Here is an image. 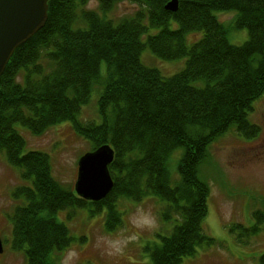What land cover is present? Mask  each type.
Masks as SVG:
<instances>
[{"label":"trees","instance_id":"trees-1","mask_svg":"<svg viewBox=\"0 0 264 264\" xmlns=\"http://www.w3.org/2000/svg\"><path fill=\"white\" fill-rule=\"evenodd\" d=\"M90 1L51 0L45 26L16 49L0 77V151L25 183L13 192L12 249L25 253L26 264H54L52 254L72 242L58 213L103 206L115 228L119 199L155 197L167 203L161 221L174 226L149 248L151 264H183L214 244L203 229L210 187L200 178L210 146L231 128L247 139L260 134L248 118L264 95V0H179L176 13L165 9L170 0H98V12L86 9ZM123 2L138 10L107 19ZM230 11L238 13L236 29L248 31L239 47L214 15ZM198 33L188 46L187 36ZM145 49L164 61L186 59V67L164 77L142 64ZM94 86L102 88L101 122L82 126L77 119ZM62 122L92 151L114 150V188L103 201H84L61 186L47 154L24 153L17 126L42 136ZM178 151L174 180L168 166Z\"/></svg>","mask_w":264,"mask_h":264},{"label":"rangeland","instance_id":"rangeland-1","mask_svg":"<svg viewBox=\"0 0 264 264\" xmlns=\"http://www.w3.org/2000/svg\"><path fill=\"white\" fill-rule=\"evenodd\" d=\"M86 9L98 12V0H91ZM137 10V5L123 2L106 18L116 23L131 17ZM214 15L226 28L231 45L239 47L248 41V31L236 29V11L214 12ZM201 37L199 33L187 36L188 46ZM141 62L159 70L167 78L186 67V59L164 61L149 49L143 51ZM195 85L203 86L204 82ZM101 93L100 86L93 87L87 105L82 107L78 116L80 125L101 122L98 105ZM248 119L260 128V134L247 139L236 128H231L210 146L209 161L200 167V178L210 187L208 215L203 229L214 244L203 245L183 264H264V260L261 261L264 257V95L253 103ZM17 130L26 142L24 153L38 151L47 154L55 180L74 192L78 161L92 151V143L82 138L71 122L57 124L42 136H34L21 126H17ZM180 154L181 151L176 152L168 166L174 180L179 176ZM23 185L19 170L11 167L6 155L0 151V238L4 244L0 264L27 263L24 252L12 249L11 219L17 206L13 192ZM166 205L155 197L140 202L121 198L116 203V210L122 221L119 226L115 224V228H111L113 218H109L103 206L88 205L86 209L62 211L57 217L68 227L72 242L67 249L54 252L52 262L63 264L65 255L75 250L77 255L69 264H151L149 248L160 243L159 236H169L174 226L173 221H161L160 214ZM137 210L150 211L156 217V227L152 230L138 228ZM129 236L133 238L123 243L119 252L109 242Z\"/></svg>","mask_w":264,"mask_h":264},{"label":"water","instance_id":"water-1","mask_svg":"<svg viewBox=\"0 0 264 264\" xmlns=\"http://www.w3.org/2000/svg\"><path fill=\"white\" fill-rule=\"evenodd\" d=\"M51 0H0V77L16 49L36 35L48 19ZM165 9L176 13L179 0H170ZM115 158L109 145L99 147L79 159L74 186L76 194L85 201L100 202L113 190L109 166ZM4 253L0 238V256Z\"/></svg>","mask_w":264,"mask_h":264},{"label":"clouds","instance_id":"clouds-1","mask_svg":"<svg viewBox=\"0 0 264 264\" xmlns=\"http://www.w3.org/2000/svg\"><path fill=\"white\" fill-rule=\"evenodd\" d=\"M137 227L143 230H152L156 227V217L154 215H152V213L149 212H145L143 210H137ZM133 237L129 236L127 238L124 239H119V240H115V241H109L112 248L116 251L119 252L120 251V246L123 243H127L128 240H131ZM102 239H107V238H103ZM111 254V252H110ZM77 255V253L75 252V250H71L69 251L65 257H64V261L63 264H69V261L72 260L73 258H75Z\"/></svg>","mask_w":264,"mask_h":264}]
</instances>
